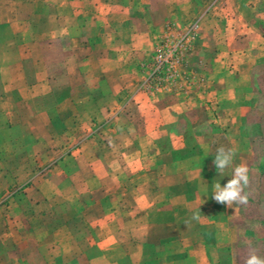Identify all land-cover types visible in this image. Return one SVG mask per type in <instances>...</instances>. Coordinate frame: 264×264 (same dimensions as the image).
<instances>
[{
    "label": "crops",
    "instance_id": "1",
    "mask_svg": "<svg viewBox=\"0 0 264 264\" xmlns=\"http://www.w3.org/2000/svg\"><path fill=\"white\" fill-rule=\"evenodd\" d=\"M190 2L0 0V150L9 158L0 153V187L5 176L25 184L55 162L52 182L83 208L86 226L61 259L40 264H244L252 251L264 258V149L253 147L252 132L263 126L252 120L263 109L252 78L264 72V0H236L233 28L243 27L242 36H228L220 0H204L191 51L175 67L179 80L147 85L158 31L185 27L177 14ZM160 6L166 11L153 19ZM181 116L189 137L175 128ZM221 145L236 152L222 175L213 164ZM242 163L248 203H217L214 184ZM194 213L200 220L186 226Z\"/></svg>",
    "mask_w": 264,
    "mask_h": 264
},
{
    "label": "rangeland",
    "instance_id": "2",
    "mask_svg": "<svg viewBox=\"0 0 264 264\" xmlns=\"http://www.w3.org/2000/svg\"><path fill=\"white\" fill-rule=\"evenodd\" d=\"M203 1L204 0H191L187 6L182 7L181 14H177V16H180V21L186 24L185 27H170L166 29L164 33H161V30L158 31L161 37L159 38L156 55L153 58V63L148 73L147 85L153 82L162 84L179 80L176 73L177 71L175 70L177 68L175 67L180 66V63L177 62L171 69L166 68L165 70L156 71L157 56L164 54L171 44L177 43V41L184 36L189 27L197 25L200 16V13L197 14V12L201 10ZM235 2L236 0H220L219 2L221 9L225 13L226 19L229 24L232 25L228 36H234L235 34L242 36L244 33L243 27H241L242 30L233 28L234 25L239 26L240 23L238 18H236L237 14L235 12L237 10ZM244 2L248 3L249 0H244ZM164 11H166L165 8L160 6L158 10L155 9L153 13H151V16L153 19H157L161 15L160 12ZM214 17H216V15H214ZM226 19L220 17L221 21ZM191 37L193 40H190V42H187L185 46L182 47L179 52L180 56L182 53L191 51L190 47L197 37V30L193 32ZM139 41L142 43L144 40L139 38ZM185 81L187 84H193V79ZM233 82L234 80L232 81L231 79L230 83ZM261 82H263L264 85V72L257 71L252 78V85L256 86L257 84V100L260 106L263 107L261 110L258 109L252 117L253 123L261 122L263 124L260 128L261 131L259 130L260 132L258 131V126H253L255 129L252 132L256 134L253 136L255 137L253 140V147L257 150L258 148L264 149V87L258 89V85ZM234 99L235 102H242V100L239 99V95H236ZM199 115L202 116L203 121H205L199 129L202 132H207L210 129L207 123L209 119L208 115L202 110L199 111ZM178 119L179 123L175 126L176 130L184 132L187 137L191 136L189 127L184 123V116ZM0 136H2V134H0ZM82 143V139L71 142L70 148L78 149ZM1 144L2 143H0V145ZM0 153L3 162L6 163L7 159H9L6 156L8 151L2 148ZM260 164L263 165L264 160H262ZM53 165H55V162H48L42 172L35 174L33 178L25 182V184L23 181H14L8 184V178L5 176L3 180L4 184L0 187V233H3L0 238V264H40L39 262L46 259L59 260L62 255L65 254L67 244L71 240V234L79 230L81 232L86 227L84 221L80 217L83 213V210H81L83 208L69 204L67 199H61L62 197H66V195H64L62 187H56L52 182L53 176L51 170L53 169ZM41 198H43V201L39 202ZM79 208L81 209L79 210ZM83 239L82 237H75V240L79 241L80 245L83 243ZM256 240L259 241L262 240V238L258 237ZM108 242L110 244V242H112L111 239L108 238ZM53 245H55L56 248H53ZM80 245H78V248H80ZM97 255H99V252L96 249L88 253V256L91 257ZM108 255L112 256L115 254ZM36 260H38V263Z\"/></svg>",
    "mask_w": 264,
    "mask_h": 264
},
{
    "label": "clouds",
    "instance_id": "3",
    "mask_svg": "<svg viewBox=\"0 0 264 264\" xmlns=\"http://www.w3.org/2000/svg\"><path fill=\"white\" fill-rule=\"evenodd\" d=\"M235 149L225 148L223 145L216 149V155L213 164L218 173L222 175L225 169L232 166ZM249 185V168L245 164L236 165L232 169L231 179L223 186L219 182L215 183L212 198L219 204L233 207V205H246L248 203V194L244 191ZM199 221V213H194L189 219L184 221L189 226L191 221ZM244 264H264V258L255 254V251L249 253Z\"/></svg>",
    "mask_w": 264,
    "mask_h": 264
},
{
    "label": "built area",
    "instance_id": "4",
    "mask_svg": "<svg viewBox=\"0 0 264 264\" xmlns=\"http://www.w3.org/2000/svg\"><path fill=\"white\" fill-rule=\"evenodd\" d=\"M196 25H192L189 29L185 32L184 36L177 41V43L171 44L168 50L162 54L157 56V68L156 71L171 69L174 65L179 62V52L183 46L190 40H193L191 35L196 30Z\"/></svg>",
    "mask_w": 264,
    "mask_h": 264
}]
</instances>
